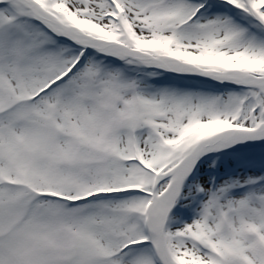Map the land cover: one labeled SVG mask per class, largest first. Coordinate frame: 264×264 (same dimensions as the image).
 I'll return each instance as SVG.
<instances>
[{"label":"snow or ice","instance_id":"obj_1","mask_svg":"<svg viewBox=\"0 0 264 264\" xmlns=\"http://www.w3.org/2000/svg\"><path fill=\"white\" fill-rule=\"evenodd\" d=\"M0 264H264V0H0Z\"/></svg>","mask_w":264,"mask_h":264}]
</instances>
